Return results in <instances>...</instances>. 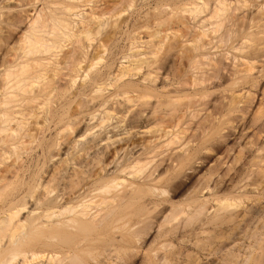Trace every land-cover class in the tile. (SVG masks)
Wrapping results in <instances>:
<instances>
[{
	"label": "bare ground",
	"instance_id": "6f19581e",
	"mask_svg": "<svg viewBox=\"0 0 264 264\" xmlns=\"http://www.w3.org/2000/svg\"><path fill=\"white\" fill-rule=\"evenodd\" d=\"M12 1L0 0L6 9L0 19L20 30L18 37L9 26L0 27V264H160L166 262L163 251L167 247L154 243L161 236H173L194 220L199 222L201 234L204 228H231L245 214L237 211L248 208L245 199L255 191L249 192L242 185L244 179L239 186L233 182L235 176L244 175L246 168L247 179L257 177L264 191V141H249L258 147L251 149L255 155L236 164L231 159L225 161L229 157L221 153L218 163L209 169L214 178L200 183L178 206L171 200L177 192L188 189L191 178L206 164L211 152L220 153L228 140L241 144L246 139L245 117L256 102L252 89L264 80V6H258L254 14L247 0H198L193 7L184 8L203 27L191 40L183 37L163 47L168 37L158 39L162 41L156 53L143 52L137 42L136 59L130 61V66L120 67V72L134 70L136 76L145 66L161 67L160 53L167 57L179 53L185 56V63L177 71L173 86L159 89L158 74L152 69L137 83L122 84L126 75L122 76L120 95L103 98L98 113L103 111L93 126L81 132L79 125L84 119L96 120L98 113L88 120V116L80 119L83 121L76 119L75 128L81 129L75 136L70 133L74 128L59 132L60 136L68 131L62 141H68L65 144L69 147L50 171L49 167L44 170V178L40 175L42 164H34L35 169L24 166L23 156L27 158L35 148L42 147L43 125L59 116L52 109L54 101L67 78L75 85L77 80L71 74L76 77L85 72L88 50L97 45V53L104 51L107 47L102 40L111 30L119 29L120 0H95L93 5L88 0ZM178 22L187 26L184 20ZM206 26H212V31ZM14 37L15 42L11 40ZM210 47L229 48L239 57L223 52L206 57ZM66 48L67 57L64 63L59 62L58 54ZM133 63L137 65L131 69ZM84 78L85 82L88 74ZM224 85L227 87L215 98L210 112L207 93L212 87ZM102 92L100 86H95L94 94ZM261 96H257L260 99L256 108V119L260 120L264 118V93ZM255 122L259 142L264 119ZM252 167L256 170H250ZM225 169L235 174H229V184L224 182ZM76 181L80 189L72 193L70 188ZM183 215L184 220L180 219ZM257 215L263 221L259 220L261 225L254 226L257 230H252L249 237L259 249L249 261L264 264V207L256 209V218H248L237 228L243 233L250 223L249 227L259 225ZM152 231L156 232L155 241L148 244ZM232 242L224 240L226 245L217 248L223 253V264L238 262Z\"/></svg>",
	"mask_w": 264,
	"mask_h": 264
},
{
	"label": "rangeland",
	"instance_id": "374dc122",
	"mask_svg": "<svg viewBox=\"0 0 264 264\" xmlns=\"http://www.w3.org/2000/svg\"><path fill=\"white\" fill-rule=\"evenodd\" d=\"M13 1H16V0H13ZM47 1H50L52 3L62 2V0H46L44 3H47ZM88 1H90V3H88V4L93 5L95 0H88ZM122 1L123 0H120V8H119V10H120V13H119L120 17L119 18L120 19L119 18L117 19V22H119V29H116L115 32H112V30L110 31V29H109L108 31H110V33H108V36L103 39L104 41L102 40L104 45L107 47V48H104V51L105 50L106 51L104 52V51H102L103 49H101V50L99 49L100 52L97 53V50H96L97 45L93 49L90 48V51L88 50V54L86 56L85 63H84L85 72L81 71L82 73L80 72L78 74V76H76V77H75V74H71V77L72 78L74 77L77 80L75 82V85H72L71 82H69V78H67L68 82H67V80H66V82H64V84L62 86V91L59 93L57 99L54 101V105L52 106V109L54 111L59 112V113H57V114H59L58 118H52L51 117L50 122H47L44 125H43V123L40 122L43 125V127H42L43 128V135L41 136L42 147L38 148L39 150L37 148H35L33 150V152H31V154H30L31 156H29L27 158H26V156H23L24 157V162H23L24 166L27 164L29 166L32 165L31 167L33 169H35L33 167L34 164L35 165L38 163L42 164V166L40 165L41 166L40 168L43 167L42 172L40 173L41 176L46 172L44 170L48 169V167H49L48 171H50L51 168L56 163H58L60 161V158L64 157V152L67 153V150L66 151H64V150L69 147L68 146L69 142L65 140L66 142H68V143H66L67 144L66 145L65 141H62L66 138L62 137V136H65L68 133V131H65L63 134L61 133L60 136H59V134H60L59 132L60 131L63 132L64 130H69V132H70L74 128L72 130V132H70L71 137H72V136H75L80 131L83 132L84 129L86 130L87 128L93 126L97 122V120L99 119L100 113L103 111V109H101V112L99 111L100 113H98V110L100 109L99 106H100L101 102L103 101V98L108 97V96L110 97V96L120 95V85H121L120 84V78L122 76L126 75V78H124L122 84L125 82L137 83L138 81L142 80L144 74H146L149 69H152V70H155L158 74L157 76L159 77V79H158L156 85L159 89L168 90L173 86V82L175 80L174 77H176L177 71L180 68H182V64L185 63L184 62L185 56H182L179 53H177L175 55L174 54L169 55L168 57L166 55H164V53H160L159 57L162 59V61H161L162 64L159 66H161V67L145 66L144 68H142L141 73L136 75V76H135L134 70H129V71L127 70V71L120 72V67L130 66V61L136 59L137 53L135 50V45H137L136 44L137 42L141 43L140 49H143V52H145V53H150V52L156 53L155 51H157V49H158L157 45H159L162 41V40L159 41L160 39H162L164 37H168V42H165V44L163 46V47H167L170 43H173V41L176 42V40H178L179 38L182 39L183 37H186L184 39L191 40L192 36L196 35V33L199 32L201 28H203L202 26H200V23H197L196 20H198V19L195 18L193 13L184 10V8L193 7L196 3H198V0H178V1H173V0H133L131 2H123V3H122ZM230 2L235 3L236 0H230ZM14 4H15V2H14ZM2 5H4V4H1V2H0V16L3 15V13H5V11H6V9ZM246 5L250 9L251 12H254V14H256L257 13L256 8L258 6H261V7L264 6V0H247ZM42 7H43V3L41 5V8ZM51 7L56 8L57 6H51ZM80 8L82 9V8H86V7H80ZM180 19L184 20V22L187 25L186 27H184L183 25L181 26V24L178 22ZM195 21H196V23H195ZM6 26H9V28L12 29V31H10V32L13 33V31L16 30L15 31L16 33H14V34L18 37L20 36V30H17L16 27L12 26L9 23L7 25L5 22H3V19L1 18L0 19V27H6ZM187 27H188V31H187ZM209 27H212V26H206V29H209V32H211L212 29H210ZM190 29H193V30H190ZM17 34H19V35H17ZM175 34L177 35V38H173V36ZM185 34H187V36H184ZM111 35H112V37H111ZM152 37H154V38H152ZM15 39L17 40L16 37H14L11 40H13L15 42L16 41ZM105 40H106V42H105ZM14 46H16V44ZM154 48L155 49L157 48V49L154 50ZM163 49H165V48H163ZM67 50L69 51V49L66 48L62 52H59L58 57H57V58H59L58 59L59 62L61 61L62 63H64V60L68 54ZM213 50H216V48L212 49V47H210V49H208V55H206V57H209V58L213 57L214 58V57L219 55V52H223L225 54L228 53V56H231V57L232 56L233 57H239L238 52L236 53L234 50L231 51V49L229 50V48L228 49L225 48V50H218V49L216 51H213ZM229 51H231L230 55H229ZM161 52H163V50ZM57 53L58 52H55V53H53V55H56ZM0 56H1V52H0ZM98 56H100L102 60L100 59V57L98 58ZM149 57H150V55H148L146 58L149 59ZM99 60H100V62H99ZM228 62H230V61H228ZM91 65L94 67H92V70L89 73L87 70H88V68H90ZM136 65L137 64L133 63L131 69L136 67ZM144 65H146V64H144ZM167 70H168V72H167ZM164 73L165 74L167 73V74L164 75ZM85 74H88V78H87L88 81L86 79V81L84 82V79H85L84 75ZM82 82L85 84L82 85ZM89 83H90V85H89ZM84 86L87 88H85ZM95 86L96 87L100 86L102 91H103L102 94L98 93L99 96H97L96 93L94 94ZM256 86H257V88L252 89V92L256 94V95H254L255 100H256V102H255L256 105H255V103H254V105H252V107L250 108L249 112L247 113V115L245 117L246 121H248L247 122L248 123L247 124L248 125L247 130L243 132L245 134L244 138H246V139H243L241 144H235L232 140H228V142L225 143V145L222 148L220 153H218L216 151L211 152L210 157L207 160L206 164H204L203 167H201L199 169V171L197 173H195L193 175V177L191 178L190 184L188 185V189L185 188L184 190H181L172 196L171 202L175 203V207L178 206L179 204L187 201L188 196L191 195V191L194 190L195 187H199L200 183L203 184L204 181H206V179L208 177L210 178V179L208 178V181H210L211 178H214V177L210 176V174L212 172L209 173V169L212 166H215L216 163H218L219 156L222 155L221 153H224L222 155V157H226V156L229 157V159H226L225 161H228L231 159V161H233V163L236 164L237 161L243 162L244 161L243 159H246V157H249V155L253 153V152H251V149L258 148L254 144H248L249 141H253V143H256V144H258V143L261 144L262 141H264V133L262 135L259 134V137H260L259 142L256 141L257 137H255V134H257V132H258L256 129V123L257 122H255V120H257L258 124H259L264 119V118L261 120L256 119V117L258 118V116H259L258 113L256 112V110H257L256 108L259 107V103H258L259 101H257V100L260 99L262 97L261 94L264 93V80L260 81L258 83V85H256ZM226 87H227V85H224V87H222V88L212 87L209 90V92L207 93L209 98L208 99L206 98V101L209 103L208 107H210V112L212 110H214L213 107L216 104L215 98L220 96L222 94L223 88H226ZM257 90H258V93H257ZM258 95L260 98L257 97ZM84 98H86V99H84ZM90 101H92L94 104L96 102L97 105L92 104V102H90ZM79 105H81V106H79ZM90 105L91 106L94 105V106L92 108H90L91 107ZM78 106H79V108H78ZM87 107H88V110H86ZM77 108L79 110H77ZM84 108H85V110H84ZM82 110H83V112H82ZM75 111H79V112H75ZM84 111H86V112H84ZM96 113L99 114L98 118H97V116H95ZM93 115L96 117V120H95V118L93 120V118H92ZM89 116H91V117H89ZM60 117H62V118H61V121L59 122ZM84 117L85 118L87 117V120L89 118H92V120L91 119H90V121L88 120V122H89L88 123L85 121ZM76 119H77V122H78V120L83 121L80 119H84L83 123L85 124L86 128H84V124L82 122H81L82 124L79 125V126L82 125L81 126L82 129H81V127H79L81 129V130L79 129L80 131L78 130V128H75V127H78ZM31 121H33L31 123H34V119ZM93 121H96V122H93ZM73 122H74V124L72 125ZM86 123H88V125ZM32 126H33V124H32ZM52 126H53V128H50ZM234 126L237 127L236 123ZM59 127H61V128H59ZM70 127H72V128H70ZM51 129H53V130H51ZM228 129H226V130H228ZM72 133H73V135H72ZM37 134L38 133L36 132L35 135H37ZM60 137H61V139H60ZM31 140L32 139L29 138V141H31ZM25 141H26V143H28V139ZM58 141H60V142L62 141L61 145H59V146L57 145ZM30 144H32V143L30 142ZM35 145H36V143H35ZM35 145H33V146L30 145V146L34 147ZM27 147H29V146H27ZM118 147L120 148L119 145L116 148L119 149ZM240 149L242 150V153H240V151H239ZM243 154L245 156H243ZM253 155H255V154L253 153ZM51 156H53V157L55 156L56 160L54 158H52V159H54L52 161ZM241 156L243 158H241ZM239 157L241 158V160ZM34 158H35V161H33ZM41 161H42V163H41ZM29 162H30V164H29ZM32 162H35V163H32ZM208 165H210V166L207 167ZM251 169L256 170V167H252V168H250V170ZM248 170L249 169L245 168L244 175L238 176V177L235 176L234 171H230L227 173V171L225 169L223 172L224 182H227V184L230 183V181H228L229 174H230L232 177L235 176V179L233 182V183H235V185L239 186L243 183L242 185H244L249 192L255 191L252 195H248V199H245L244 205L248 208L247 209L241 208L237 211V214H240L242 212L245 214H242L241 217L239 219H237L236 223L233 224L231 228L225 227V225L222 227V229L204 228V230L202 231L203 234H204V232L205 233L208 232V234L203 235L200 233L201 231L198 230L199 229L198 228L199 222L194 220V223L190 227H186V228L180 230L177 234H175L173 236H165V235L161 236L160 238L156 239V243H154V244L158 245V247H160L163 244L166 245V247H167V249H165L163 251L164 256L166 258V262H162L160 264H212V263L213 264H223V262H221L222 261L221 256L223 255V253L218 252L217 248L219 249L220 247H222V245H226L225 244L226 242L228 244L231 243L232 239L234 240V243L232 242L231 246L232 247L236 246L235 252L239 256L238 262L236 264H253L252 261H249V258L252 255H255L258 252L259 248L255 244L254 239L249 237V236L253 233L252 230H257L255 228H253L254 226L258 227L261 225V223H259V220L261 221L262 217H258V215H257V219H256L257 221L256 220L255 221H256V224L259 223V225L252 224L251 227L253 229L251 227H249L251 225V223L249 226L246 227V229L244 228L245 230L243 231V233H241L242 230L240 229V227L239 228H237V227L239 224L246 222L247 219L250 217L253 219H254V217L256 218V209L257 208L259 209V207L260 208L264 207V200H263L264 199V191H262L261 186L258 185L257 177L254 178V175H252L249 178L250 180L247 179L248 178V176H247ZM46 176L43 175L44 178ZM246 179H247V181H245ZM253 179H255V180H253ZM241 180H243V182L239 184V181H241ZM76 182H74V185L77 187L73 188L75 186L72 185L71 186L72 188H70L71 192L72 191L75 192V191H78L80 189V187H79L80 184H78V181H76ZM191 182H193V183H191ZM210 184H212V182ZM250 185H252V186H250ZM255 185L257 186V189H256ZM78 187H79V189H78ZM259 191H260V194H257ZM74 192H72V193H74ZM208 196L209 195H207L206 198L213 199V197H208ZM219 197H222V196H219ZM209 204L211 206L214 205V203L211 200H210ZM166 206L172 207L170 203H167ZM251 206L253 207V209L256 207L254 209L255 211L253 209L251 210ZM185 217L186 216L183 215L180 217V219L184 220ZM244 218H245V220H244ZM255 221H254V223H255ZM228 228H229V230H228ZM248 228H249V230H248ZM222 231H224L227 234L223 233ZM236 231L240 232L241 234L237 233ZM248 231H250V233ZM233 232H236L237 238L239 235H240V237L238 239L235 238L236 239L235 240L234 237H236V236H232L235 234V233L233 234ZM154 233H156V232H154V231L151 232V237L149 239L150 240L152 239V240L151 241L149 240L148 244L153 243V241H155L156 234L154 235ZM224 240H225V243H224ZM220 244H222V245H220ZM138 264H141V262Z\"/></svg>",
	"mask_w": 264,
	"mask_h": 264
}]
</instances>
